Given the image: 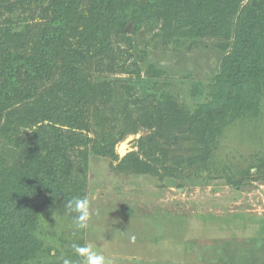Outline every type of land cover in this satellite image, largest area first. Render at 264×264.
<instances>
[{
    "label": "trees",
    "instance_id": "obj_1",
    "mask_svg": "<svg viewBox=\"0 0 264 264\" xmlns=\"http://www.w3.org/2000/svg\"><path fill=\"white\" fill-rule=\"evenodd\" d=\"M0 13V130L7 134L17 119L35 126L19 144L22 157L0 170V264H32L45 251L35 234L41 213L83 198L79 175H86L90 153L117 160L116 144L147 128L139 151L120 163L135 172L155 173L159 165L168 171L176 138L169 132L189 129L198 137L195 159L205 163L223 127L257 115L264 101V0H0ZM15 22L24 29L13 31ZM128 22L135 31L158 28L165 44L215 38L226 54L211 95L194 113L167 96L125 100L114 135L91 110L110 106L117 88L92 75L125 66Z\"/></svg>",
    "mask_w": 264,
    "mask_h": 264
},
{
    "label": "rangeland",
    "instance_id": "obj_2",
    "mask_svg": "<svg viewBox=\"0 0 264 264\" xmlns=\"http://www.w3.org/2000/svg\"><path fill=\"white\" fill-rule=\"evenodd\" d=\"M3 19L0 13V23ZM11 29L21 31L24 24L15 22ZM125 33L130 42L121 44L130 52L124 56L125 66L92 75L95 82L112 80L117 88L110 106L91 110L103 131L113 128L118 134L125 100L167 96L190 115L209 98L226 54L217 39L165 44L158 28L135 31L132 22ZM259 110L226 124L205 163L195 159L198 137L189 129L183 134L170 130L176 138L169 142L173 151L165 163L168 171L159 165L155 173L135 172L127 167L132 164L120 163L128 153L139 151L138 140L151 133L147 128L116 144L117 160L90 153L86 175L79 179L83 198L99 215L93 216L88 229L76 231L75 214H66L64 206L44 209L35 234L45 251L32 264H63L64 259L81 264L72 244L91 245L112 264H264L263 100ZM34 129L17 119L7 134L0 130V170L22 157L19 144ZM192 157L190 165L182 163Z\"/></svg>",
    "mask_w": 264,
    "mask_h": 264
},
{
    "label": "clouds",
    "instance_id": "obj_3",
    "mask_svg": "<svg viewBox=\"0 0 264 264\" xmlns=\"http://www.w3.org/2000/svg\"><path fill=\"white\" fill-rule=\"evenodd\" d=\"M35 132V131H33ZM68 215L75 214L73 225L76 231L86 230L90 227V222L94 215H99V211H93L92 202L87 198H73L64 205ZM54 218V217H53ZM74 254L80 258L81 264H112L103 253L95 250L91 245L72 244ZM63 264H71L68 259L63 260Z\"/></svg>",
    "mask_w": 264,
    "mask_h": 264
},
{
    "label": "water",
    "instance_id": "obj_4",
    "mask_svg": "<svg viewBox=\"0 0 264 264\" xmlns=\"http://www.w3.org/2000/svg\"><path fill=\"white\" fill-rule=\"evenodd\" d=\"M129 25L131 26V24H129ZM130 26H128V29H127V30H130V29H129Z\"/></svg>",
    "mask_w": 264,
    "mask_h": 264
}]
</instances>
